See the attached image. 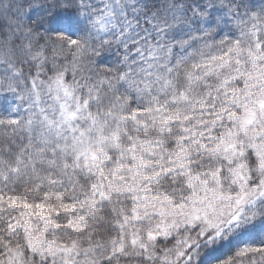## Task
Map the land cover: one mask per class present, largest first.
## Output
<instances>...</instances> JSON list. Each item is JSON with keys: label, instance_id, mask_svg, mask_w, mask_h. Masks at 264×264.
<instances>
[{"label": "snow or ice", "instance_id": "1", "mask_svg": "<svg viewBox=\"0 0 264 264\" xmlns=\"http://www.w3.org/2000/svg\"><path fill=\"white\" fill-rule=\"evenodd\" d=\"M0 264H264V0H0Z\"/></svg>", "mask_w": 264, "mask_h": 264}, {"label": "trees", "instance_id": "2", "mask_svg": "<svg viewBox=\"0 0 264 264\" xmlns=\"http://www.w3.org/2000/svg\"><path fill=\"white\" fill-rule=\"evenodd\" d=\"M224 254H226V252Z\"/></svg>", "mask_w": 264, "mask_h": 264}]
</instances>
